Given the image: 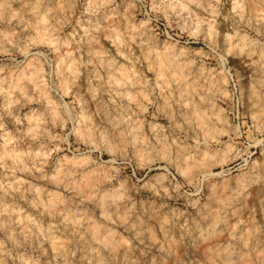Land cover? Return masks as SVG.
<instances>
[{
  "label": "clouds",
  "instance_id": "9594fccd",
  "mask_svg": "<svg viewBox=\"0 0 264 264\" xmlns=\"http://www.w3.org/2000/svg\"><path fill=\"white\" fill-rule=\"evenodd\" d=\"M0 264H264V0H0Z\"/></svg>",
  "mask_w": 264,
  "mask_h": 264
}]
</instances>
